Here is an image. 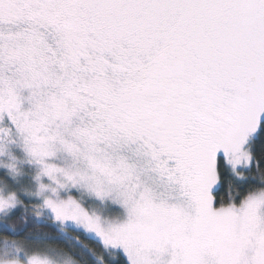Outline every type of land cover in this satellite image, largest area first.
<instances>
[{
	"label": "snow or ice",
	"instance_id": "snow-or-ice-1",
	"mask_svg": "<svg viewBox=\"0 0 264 264\" xmlns=\"http://www.w3.org/2000/svg\"><path fill=\"white\" fill-rule=\"evenodd\" d=\"M0 218V264H264V0H0Z\"/></svg>",
	"mask_w": 264,
	"mask_h": 264
},
{
	"label": "trees",
	"instance_id": "trees-1",
	"mask_svg": "<svg viewBox=\"0 0 264 264\" xmlns=\"http://www.w3.org/2000/svg\"><path fill=\"white\" fill-rule=\"evenodd\" d=\"M8 225H14L17 229H20L19 235L22 237L28 234H34L39 236L45 233H51L52 229L50 226V222L44 220H38L34 217L32 213H27L26 215L23 213H17L14 217H12L8 222ZM5 231V225L2 221H0V232ZM82 242L87 244L88 247L92 248L95 246V242L91 239L82 236ZM87 258L85 257V260ZM83 264V261H82Z\"/></svg>",
	"mask_w": 264,
	"mask_h": 264
},
{
	"label": "rangeland",
	"instance_id": "rangeland-1",
	"mask_svg": "<svg viewBox=\"0 0 264 264\" xmlns=\"http://www.w3.org/2000/svg\"><path fill=\"white\" fill-rule=\"evenodd\" d=\"M29 213H31V212H29ZM0 221H2V218H0Z\"/></svg>",
	"mask_w": 264,
	"mask_h": 264
}]
</instances>
